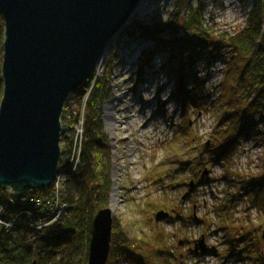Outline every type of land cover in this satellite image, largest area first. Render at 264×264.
Returning a JSON list of instances; mask_svg holds the SVG:
<instances>
[{
    "label": "rangeland",
    "instance_id": "obj_1",
    "mask_svg": "<svg viewBox=\"0 0 264 264\" xmlns=\"http://www.w3.org/2000/svg\"><path fill=\"white\" fill-rule=\"evenodd\" d=\"M257 1L261 0H189L194 9L201 11L204 27L214 42L215 39L225 40L221 34L228 37L245 30ZM160 2L156 13L150 11L148 4L140 9L134 17L138 28L129 30L131 22L120 31L101 68L96 69L89 79L93 78L92 86L104 77L109 80V97L100 102L95 114L99 119V132L103 133L109 146L111 183L108 208L114 216L113 225L115 222L131 236L149 242L155 241L156 234L166 237L172 247L181 249L178 252L186 251L188 258L184 264H264V259L262 262L243 259L247 252L239 253L244 248L253 249V244L249 246V241L228 243L227 231L223 230L225 224H235L237 230L241 225H256L261 218L264 219L261 215L264 195L257 203L248 196L235 199L243 196L250 182L264 176V125L258 126L248 138L238 140L237 147L231 148L229 154L218 161L211 159L212 152L206 154L200 149L194 139L210 146L209 136L217 124L216 108L233 50L230 47L219 49L222 54L213 55V50L216 51L211 46L202 51V58L193 65L186 66L184 62L181 67L173 54L155 46L150 32H144V27L187 17V13H179L173 0ZM228 10L233 14L230 12L229 15ZM144 49L154 50L145 59V66L138 61ZM211 54L210 62L203 59ZM180 67L181 81L172 72ZM198 79L202 82L196 93L204 100L196 106L184 104V100L178 99L183 94L181 90L190 93L194 80ZM90 90L82 104L67 100L69 105L65 103L61 115V127L67 128L65 136H73L74 140L73 156L69 160L71 177L67 170H59V187L54 185L43 194L35 195L43 199L40 212L46 211L49 207L46 196L59 190L54 202L57 222L59 217L67 214L66 210H59L62 204L67 205L64 198L66 180L77 173L81 164L79 149L86 138L85 103ZM109 110L114 113L112 127H108L106 118ZM158 111L161 113L157 114ZM175 139L179 140L178 147L173 143ZM183 141L186 143L181 144ZM160 211L169 213L170 217L158 223L156 214ZM61 212L62 215L58 216ZM263 231L264 227L256 237L264 255ZM201 236H204L207 251L197 254L193 250L194 242ZM252 254L254 257L259 253L255 250Z\"/></svg>",
    "mask_w": 264,
    "mask_h": 264
},
{
    "label": "trees",
    "instance_id": "obj_2",
    "mask_svg": "<svg viewBox=\"0 0 264 264\" xmlns=\"http://www.w3.org/2000/svg\"><path fill=\"white\" fill-rule=\"evenodd\" d=\"M188 2L189 0H176L175 4L179 13L187 7ZM259 2L260 6H255L251 12L248 27L230 36V42L223 39H215L217 41L214 42L212 40L214 38L204 27L201 11L197 9L189 11L187 17L182 20H169L164 24L156 23L151 28L142 26L144 32H150V39L154 41L155 46L173 54L172 56L179 61L181 67L184 62L186 66L193 65L202 58V51L211 46L215 51L223 47H230L233 50V58L229 63L223 92L219 99L220 103L216 108L217 124L214 126V133L209 136L210 146L205 141L194 139L200 149H204V153H213L211 159L214 161L225 158L231 148L237 147L238 140L242 137L248 138L258 126L264 125V34L262 31L264 0ZM131 25L129 30L138 28L139 24L133 22ZM4 41V20L0 16V104L4 91L1 73ZM153 51L150 49L144 51L139 60L140 65H147L145 59ZM210 60V57L206 59L207 62ZM181 67L177 71H172L178 79L182 76ZM91 81L78 88L68 99V101L72 99L82 104L85 94L93 87L85 103L86 138L80 148L81 164L72 178H70L69 166L71 171L72 169L69 160L73 156L74 140L73 136H65L67 128L63 126L61 130L59 170L61 172L67 170L70 176L66 180L67 190L64 194L67 214L62 216L59 222L34 232L36 219L42 212L39 209L38 211L33 209L20 199H15L14 203L9 204L4 211V216L14 220L15 226L14 229L0 232V264L87 263L92 221L100 210L109 207L111 183L109 146L106 145L103 133L99 132V119L95 114L100 102L109 97V80L104 77L93 86ZM194 81L193 91L185 94V91L181 90L184 95L180 91L181 95L178 99L184 100V104L196 106L204 100L202 95L196 93L202 81L199 79ZM187 140L192 142L189 137ZM178 141H173L176 147H178ZM185 143L183 141L181 144ZM48 189L27 190V192L43 194ZM244 192L243 196H236L235 199L248 196L257 203L264 195V176L260 180L250 182L249 188ZM9 195L7 189L0 188V202L4 206ZM28 213H32L33 217H30ZM261 215L264 217V207ZM235 227L237 225L231 223L223 226V230L227 231L226 234L230 239L228 243L239 244L249 241V246L253 244V249L244 248L239 255L247 252L243 259L262 262L264 259L262 245L256 236L257 232L264 227V219L261 218L256 225L244 224L237 230ZM154 238L155 241L149 242L143 238L131 236L114 222L107 264H184L188 258H186V251L178 252L180 248L172 247L168 239L161 238L159 234H156ZM255 250L260 255L256 254L253 257L252 252Z\"/></svg>",
    "mask_w": 264,
    "mask_h": 264
},
{
    "label": "water",
    "instance_id": "obj_3",
    "mask_svg": "<svg viewBox=\"0 0 264 264\" xmlns=\"http://www.w3.org/2000/svg\"><path fill=\"white\" fill-rule=\"evenodd\" d=\"M141 1L0 0V188L20 195L52 185L59 174L64 105L104 62ZM169 217L160 211L156 222ZM113 221L110 208L94 216L86 264L108 263ZM194 249L207 251L204 236Z\"/></svg>",
    "mask_w": 264,
    "mask_h": 264
},
{
    "label": "built area",
    "instance_id": "obj_4",
    "mask_svg": "<svg viewBox=\"0 0 264 264\" xmlns=\"http://www.w3.org/2000/svg\"><path fill=\"white\" fill-rule=\"evenodd\" d=\"M79 151H81V150L79 149ZM60 176H61L60 174L57 175V177L55 178L52 186H54V185L58 186V182H60ZM7 191L10 194L11 197L8 198V201H7L6 205L4 206L0 202V232L14 229V226H15L14 225V220H9L7 218H4V211H5L6 207L10 203L11 204L14 203V199L13 198L16 195V194H14V191H12L11 189H7ZM58 193H59V190H57L55 192L53 191V193H49L46 196V204L49 207L47 208L46 211L45 210L41 211L42 212L41 215H38V217L36 219L37 220V222H36L37 224L35 226L36 230H40V229H43L45 227H48L51 224H53V223L58 221V219H57V211H54V202L56 201V198L58 197ZM41 200H43V199L38 198L37 196H24V197L21 198L22 202H26L27 205H32L33 209H36L37 211H38L39 208L43 207V204H41L42 203ZM61 209L66 210V205L62 204V208H60L59 210H61ZM39 211H40V209H39ZM28 214H29V216L33 217L32 213H28ZM61 215H62V212L58 216H61ZM59 219H60V217H59Z\"/></svg>",
    "mask_w": 264,
    "mask_h": 264
},
{
    "label": "bare ground",
    "instance_id": "obj_5",
    "mask_svg": "<svg viewBox=\"0 0 264 264\" xmlns=\"http://www.w3.org/2000/svg\"><path fill=\"white\" fill-rule=\"evenodd\" d=\"M167 2V1H166ZM173 2L174 3H176V0H173ZM151 3V4H150ZM146 4H148L147 6H149V9H150V11H152V13H156L157 12V9L161 6V2H160V0H142L141 1V3H140V5H138V7H137V9H136V12H135V15H134V17L138 14V12L140 11V9H142V7L143 6H145ZM260 2L259 1H257L256 2V7H259L260 6ZM255 6L253 7V8H255ZM191 10H195L192 6H191V2H188V5H187V7L186 8H183V10H182V12H184V13H187V15L189 14V11H191ZM186 11V12H185ZM229 11V15H230V12L232 13V11L231 10H228ZM235 12V11H234ZM233 14V13H232ZM134 17H133V19L130 21V23L131 22H136L135 20H134ZM237 22H238V20H237ZM263 22H264V17L262 18V24H263ZM129 23V24H130ZM262 31H263V34H264V26H262ZM119 34V33H118ZM222 36V38H224L225 37V40L226 41H228V42H230L229 40H230V36H226L225 34H221ZM221 38V39H222ZM111 45V44H110ZM111 47V46H110ZM223 47V46H222ZM224 48V47H223ZM108 54H109V52H108ZM108 56V55H107ZM209 56H210V58H212V54L211 55H207V57L209 58ZM207 58V59H208ZM101 66H102V64H98V66H97V68L96 69H100L101 68ZM108 113H107V115H106V118H107V121H108V127H112L111 126V121H114V118H113V115H114V113L113 112H111L110 110L109 111H107ZM158 113H161L160 111H158L157 112V114ZM164 114V113H163ZM162 114V115H163ZM47 188H49V187H47Z\"/></svg>",
    "mask_w": 264,
    "mask_h": 264
}]
</instances>
